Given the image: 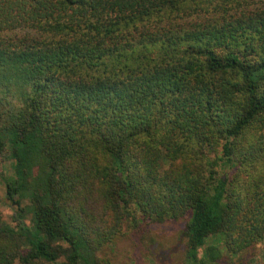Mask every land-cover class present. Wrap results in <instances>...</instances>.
Here are the masks:
<instances>
[{"label":"trees","instance_id":"16d2710c","mask_svg":"<svg viewBox=\"0 0 264 264\" xmlns=\"http://www.w3.org/2000/svg\"><path fill=\"white\" fill-rule=\"evenodd\" d=\"M0 158V264H111L123 228L186 217L192 263L246 251L264 240V0H0Z\"/></svg>","mask_w":264,"mask_h":264},{"label":"rangeland","instance_id":"374dc122","mask_svg":"<svg viewBox=\"0 0 264 264\" xmlns=\"http://www.w3.org/2000/svg\"><path fill=\"white\" fill-rule=\"evenodd\" d=\"M226 171L230 175L233 169ZM12 175V161L0 158V213L14 224L15 209L5 198L4 187L5 180ZM186 219L144 222L133 230L125 227L112 243L98 251V255L106 256L111 264H198L192 263L186 254ZM214 244L221 255L218 264H264V240L237 254L228 253L221 241ZM202 254L203 248L198 250V257Z\"/></svg>","mask_w":264,"mask_h":264}]
</instances>
